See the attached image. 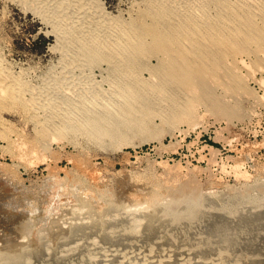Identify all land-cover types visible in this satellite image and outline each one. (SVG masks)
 <instances>
[{"label":"rangeland","instance_id":"rangeland-1","mask_svg":"<svg viewBox=\"0 0 264 264\" xmlns=\"http://www.w3.org/2000/svg\"><path fill=\"white\" fill-rule=\"evenodd\" d=\"M139 1L141 2V0H100L107 11L116 13L119 10L124 15L133 10ZM49 29V25L41 21L40 17L31 10L24 12L18 4L0 0V49L1 56L4 57L2 64L7 65L8 68L11 66L15 71L21 70L19 76L24 74L25 78L27 76L25 85L28 82L36 83L41 74L51 71L60 58L59 50L54 47V35L48 32ZM240 57L244 58L245 66L249 67L241 68V72L246 74L244 85L249 93L230 90L227 93V104L224 106L225 112L221 111L222 109L207 110L206 107L211 108L212 100H203V104L196 108L197 120L190 123L175 119L172 115L166 117L174 119V122L162 120L155 113L151 130L134 135L130 138L131 143L128 139L123 140V137H106L104 141L89 139L85 134L78 132V135L71 130L70 136L75 137L77 143L75 140L69 141L68 137H65L66 139L58 137L59 140L47 141L42 147L38 145L37 149L33 146L37 152L28 146L26 151L28 150L29 153H27L25 149L19 148V145L8 144L0 138V179L2 178L0 180V254H17L18 252L15 251L23 248L21 252L31 255L30 260L33 264H119L122 259L120 252L135 250L136 253L138 252L136 249L145 248L152 243L153 246L155 244V250L158 248L157 251L169 248L171 243H167L164 239L170 233L176 234L175 238L178 240L184 234L179 244L181 242L184 244V238L188 241L195 237L193 241H196L198 237L203 236L204 238L201 239L209 241L212 251L218 249V245L221 250L222 245L226 247L225 243L230 245L237 235L239 236L237 239L243 236L240 239L242 242L236 240L233 244L237 242V245L231 244L233 253L227 244L228 246L223 250L230 252H227L225 260L230 257L229 262L238 258L235 260H241L240 263L243 261V264H250L251 260L253 262L251 264H264V199L257 202L261 204H258V208L255 206L257 209L253 208V205H257L256 200H252L253 197H261L264 193V87L262 86L264 84L261 81L264 71L248 64L250 62L248 56L240 55ZM150 60L154 62L155 58L151 57ZM252 67L253 73L249 71ZM142 73L148 74L147 71ZM254 94L259 97L257 101L250 99ZM4 113L8 119L15 122L13 124L16 126L13 127H18L23 135L25 133L28 138L35 135L31 120L22 117L19 112V114L13 112V115L12 112ZM15 150H19L18 152L24 155L20 157L21 154L19 155ZM185 184L196 187L199 196L194 201L198 199L200 203L203 201L202 209L200 208L202 211L195 220L199 223H194L197 230L202 229L199 232L186 226L187 230L181 228L184 229L183 233L175 229L163 233L160 229L165 230L163 227L165 224L162 223L161 218H158L161 211L153 210L160 204L150 205V194L160 192L162 202L168 203L169 200L180 198L184 192H187L188 186L186 187ZM190 186L189 188H192ZM225 203L231 210L234 209L232 217H225L222 214L220 206ZM229 221L231 225L227 224ZM198 224L200 228L197 227ZM127 225L128 227L135 225V231L125 233L123 229L128 228ZM227 225L231 227L228 228ZM155 228H158L157 231ZM213 228L216 231L212 236L210 232H214ZM230 228L232 232L240 233L235 232L236 234L230 236L228 235ZM220 229L227 231V236L226 233L224 235L229 241ZM193 230L199 233L193 232L196 236L192 235ZM154 232L159 234L156 236ZM216 232H220L223 237ZM209 234L210 238L214 237L215 240L212 241L208 237ZM218 235L224 240L227 239V242L220 241ZM153 237L157 241H153L155 239ZM88 240L93 242L88 243ZM159 240L160 246L157 245L160 243ZM217 242L224 244L220 245ZM252 243L254 245H251ZM68 244H72L70 249ZM105 252L107 254H104ZM241 252L243 256H239ZM252 253L256 254L252 256ZM87 254L91 255V258L88 259ZM228 255H233L234 259ZM133 256L131 261L140 264V259ZM194 259L195 257L192 258Z\"/></svg>","mask_w":264,"mask_h":264},{"label":"bare ground","instance_id":"bare-ground-1","mask_svg":"<svg viewBox=\"0 0 264 264\" xmlns=\"http://www.w3.org/2000/svg\"><path fill=\"white\" fill-rule=\"evenodd\" d=\"M6 1L18 4L24 12L31 10L40 17L41 21L48 24L50 27L48 32L54 35V47L60 52V58L54 66L52 65L51 71L41 74L39 80L34 82L35 84L28 82L25 85L27 76L26 78L25 74L19 76L21 70L15 71L11 66L8 68L7 65L2 64L4 57L2 58L0 49V138L8 144L19 145V148L25 149L24 151L28 146L36 151L38 145L42 147L45 142L54 141L58 137H68L69 141H76L75 137L70 136L71 130L77 134L78 132L85 134L89 139L99 141H104L106 137H123V140H130L134 135L144 134L151 130L155 113L162 120L174 122V119L166 117L172 115L175 119H182L190 123L197 120L196 108L203 104V100H212L211 108L206 107L207 110L220 111L222 109L221 111L225 112L226 107L224 106L227 104V93L230 90L249 93L244 85L246 74L241 72L246 61L240 55L248 56L250 60L248 64L264 71V0H141V2H137L138 5L133 10L128 11L125 15L119 10L116 13L107 11L100 0ZM151 57L155 58L154 62L150 60ZM5 60L7 59L5 58ZM245 67L249 68L247 65ZM250 70L253 73V67ZM143 71H147L148 74L143 75ZM30 79L34 80V78ZM261 81L264 84V77ZM262 86L264 87V85ZM250 99L257 101L259 97L254 94L250 96ZM4 112L7 114L12 112L11 115L13 112H19L23 115H21L22 117L25 116L27 120H31L35 135L29 136L30 138L25 136V133L23 135L18 127H13L16 126L13 124L15 122L8 119ZM78 143L80 142L78 141ZM19 153L21 154V152ZM22 155L24 154H21L20 157ZM185 186L187 187L188 184ZM189 186L186 193L184 192L186 187L184 188V194L180 198L175 197L176 199L172 201H166L168 203L162 202L160 192L156 193V191L153 192V195L150 194V200L148 199L150 205H161V207H159L160 205L156 206L157 209L153 210L160 209L161 211L158 218H161L162 223L165 224L163 226L165 230L160 229L163 233L164 231L169 233L168 231L174 229L175 231L181 230L183 233L184 229L181 228L186 229V226L196 229L194 223L197 222L195 220L202 211L203 201L202 203L199 199L194 201L199 194L196 193V187L191 185L192 188H189ZM262 196L252 198V200H256L257 204L253 205V208L255 206L258 208L261 205L257 202L264 199V193ZM222 206L219 207L223 211L221 213L225 217H232L234 209L231 210L226 203ZM216 213L218 214V212ZM129 222L131 224V221ZM160 223L161 221L159 226ZM227 224L229 225L230 221ZM82 226L84 227V225ZM134 228L135 225H131L128 228L125 227L123 231L129 234L135 231ZM216 228L218 229V226ZM224 229L226 230V228ZM199 230L196 229V231ZM220 230L222 231V229ZM229 230L232 232L234 228ZM215 231L209 232L212 235ZM230 231L228 233L230 236L235 232L240 233L237 231L230 233ZM193 232L194 230L191 234L196 236ZM226 232L222 231V234L224 235ZM156 234L159 233L156 232ZM185 234L188 235V233ZM174 235L170 233L164 239L167 243H171L169 248L157 251L158 248L155 250V244L153 246L152 243V245H146V249L134 246V248H140L136 249L138 251L136 253L135 250H129L127 253L125 250L123 253L118 252L120 255L122 254L120 263L139 264L131 261V256L134 255V258L140 259V264H243V261L240 263L241 260L236 261L235 259L238 258L234 259L233 255L228 256H231L234 261L229 262L230 257L225 260L227 252L232 250L233 253V248H230L231 244L235 245L237 242L233 243L243 236L237 239L239 236L234 235L236 239L233 243L229 242L230 245L225 243L226 247L229 245L230 251L223 250L226 248L224 245L220 246L223 248L222 250L218 245V249L215 248L216 250L212 251L209 241L201 239L203 236L199 235L200 237L196 241H193L195 237L191 236L192 243L189 242V239L186 241L184 238V244L181 242L182 245H180L178 242L184 237V234H182L183 237H179L180 240L175 238L176 234ZM211 235L208 237L210 238ZM221 235H218L220 238L218 236L217 238L223 241V235L222 237ZM80 236L82 237V235ZM226 236L224 235V237ZM160 237L163 239L161 233ZM226 240L224 242H227ZM89 241L93 242L88 240V243ZM214 243L212 242V245ZM217 243L220 244V242ZM160 244L161 242L157 243L158 246ZM70 246L72 244L69 245V249ZM22 249L15 251V253L18 252L17 254L1 252L3 255L0 254V264H33L30 260L31 255L22 253ZM24 250L27 252L26 249ZM79 250L81 249L79 248ZM80 252L78 253L80 254ZM235 252L234 254L237 256ZM242 254L243 252L239 256ZM254 254L252 253V256ZM91 255L87 254L88 259L91 258ZM191 256L195 259L192 260ZM244 259L246 258L244 257Z\"/></svg>","mask_w":264,"mask_h":264}]
</instances>
